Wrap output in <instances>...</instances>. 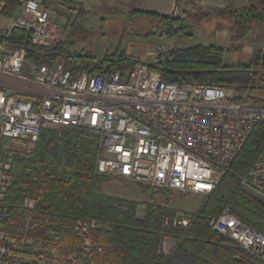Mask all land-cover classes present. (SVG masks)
Instances as JSON below:
<instances>
[{"label": "trees", "instance_id": "obj_1", "mask_svg": "<svg viewBox=\"0 0 264 264\" xmlns=\"http://www.w3.org/2000/svg\"><path fill=\"white\" fill-rule=\"evenodd\" d=\"M0 2H4L1 14L6 17H12L19 6L18 0ZM59 2L43 0L47 8ZM248 3L238 8L237 0H228L227 7L216 13L231 19L239 38L251 33L254 24L264 27V0ZM74 10L82 24L88 12ZM132 12L159 20L173 36L186 34L181 17L148 9ZM79 28L74 22L68 39L53 47L34 45L31 34L20 29L8 35L0 29V38L12 49H26L24 71L28 75L30 65L53 67L58 63L91 75L117 71L128 75L142 62L159 71L166 82L232 88L240 99L249 93L247 99L264 108V49L256 48L250 63L238 66L224 64L226 48L203 44L173 49L158 64L135 59L121 47L98 59L89 52L69 51L77 45L73 36ZM263 150L264 119L199 209L181 213L168 207L169 203L144 205L104 194L102 186L111 179L97 171L101 153L97 132L81 127L45 129L29 151L11 149L13 182L5 194L9 216L3 229L20 238L28 234L33 240L32 245L20 250L26 260L19 264H264L212 227V221L229 207L244 224L264 233V195L242 183ZM160 190L165 195L172 192ZM26 200L34 201L35 208L26 207ZM142 205L145 215L140 218ZM182 220L188 224H178ZM80 224L86 225L85 230ZM166 239L173 242L168 250Z\"/></svg>", "mask_w": 264, "mask_h": 264}, {"label": "built area", "instance_id": "obj_2", "mask_svg": "<svg viewBox=\"0 0 264 264\" xmlns=\"http://www.w3.org/2000/svg\"><path fill=\"white\" fill-rule=\"evenodd\" d=\"M18 5L7 35L20 29L31 34L34 45L53 47L54 11L43 0H18ZM3 7L0 2V14ZM171 50L155 45L147 56L158 64ZM26 55L25 48L12 49L0 38V264L26 260L20 250L33 243L28 234L20 238L3 229L16 144L33 147L45 129H90L100 136V174L208 195L264 119V108L240 99L234 89L166 82L146 63H137L128 75H91L63 63L30 65L28 75ZM242 183L264 195V150ZM25 206L34 209L35 202L26 200ZM80 227L85 230L86 225ZM212 227L264 261V233L244 224L231 208H225Z\"/></svg>", "mask_w": 264, "mask_h": 264}, {"label": "rangeland", "instance_id": "obj_3", "mask_svg": "<svg viewBox=\"0 0 264 264\" xmlns=\"http://www.w3.org/2000/svg\"><path fill=\"white\" fill-rule=\"evenodd\" d=\"M76 5H71L67 0H60L51 6L54 11L52 18V31L55 38L52 45L56 46L61 41H66L70 28L74 22L80 28L74 34L77 42L75 48H69L71 53H86L102 59L107 52H114L118 47L127 51L135 59L153 63L155 58L148 57L147 52L155 45H166L172 49L189 47L192 45H217L228 51L224 56V64L238 66L249 64L255 49L262 48L254 39H258L256 30L261 26L253 25V30L243 38L237 37L230 18L216 16V13L228 5V0H73ZM237 7H246L248 0H237ZM74 8L84 9L88 12L84 22L76 19L77 11ZM137 9H148L161 14L181 17L185 21L186 34L173 36L169 34L168 27L159 20L145 15L134 14ZM11 19V18H10ZM4 16L0 21L7 27ZM1 25V22H0ZM236 36V37H235ZM259 46V47H258ZM232 89V88H230ZM246 94L243 98L247 99ZM249 100V99H247ZM250 101V100H249ZM252 101V100H251ZM16 149L29 151L31 146L15 145ZM103 184L102 191L109 197L134 201L142 204L156 202L166 205L181 213H194L202 204L207 195L194 193L171 192L163 194L162 190L130 183L124 180L111 178ZM144 189L147 190L144 192ZM145 206H140L138 216L143 218ZM173 242L165 241V249L171 248Z\"/></svg>", "mask_w": 264, "mask_h": 264}, {"label": "crops", "instance_id": "obj_4", "mask_svg": "<svg viewBox=\"0 0 264 264\" xmlns=\"http://www.w3.org/2000/svg\"><path fill=\"white\" fill-rule=\"evenodd\" d=\"M18 11H19V8L17 7L16 10H15V12H14V15L12 17H6V16L0 14V16H4L6 18V20H8V18L9 19L11 18L9 21L6 22L7 23L6 24L7 27H5V28H3L4 26H2V25H4L3 24L4 22L0 21L1 22L0 29H2V30L9 29L10 26H11V24H12V22H13V19L16 16V14L18 13ZM251 32H255V30L252 29ZM257 33L259 34L258 39H256V40L254 39V41L256 43V46L257 45H262L263 47L261 49H264V27H260L259 29H257L256 30V34Z\"/></svg>", "mask_w": 264, "mask_h": 264}]
</instances>
